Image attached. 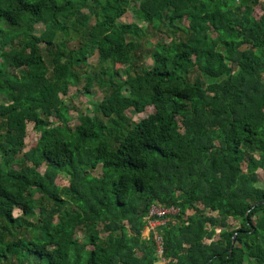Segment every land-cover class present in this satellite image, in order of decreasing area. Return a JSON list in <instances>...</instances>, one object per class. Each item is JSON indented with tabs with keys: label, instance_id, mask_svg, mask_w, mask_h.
<instances>
[{
	"label": "trees",
	"instance_id": "obj_1",
	"mask_svg": "<svg viewBox=\"0 0 264 264\" xmlns=\"http://www.w3.org/2000/svg\"><path fill=\"white\" fill-rule=\"evenodd\" d=\"M0 22V264H156L153 204L178 209L167 264H264V0H0ZM70 87L103 93L74 125Z\"/></svg>",
	"mask_w": 264,
	"mask_h": 264
},
{
	"label": "rangeland",
	"instance_id": "obj_2",
	"mask_svg": "<svg viewBox=\"0 0 264 264\" xmlns=\"http://www.w3.org/2000/svg\"><path fill=\"white\" fill-rule=\"evenodd\" d=\"M136 1L138 2L139 0H136ZM260 13H261V10L257 8L255 15H259ZM119 20L123 21V22H134V23L139 24L140 26L145 25V23H143V21H139L130 12L124 14ZM0 24H2V22H0ZM4 27H6V26H4ZM42 28H43L42 24H38L36 27L37 31L42 29ZM168 40H169V38L166 37L165 41H168ZM96 61H97V56L95 55L86 61V66L88 67V64H94ZM102 98H103V93L97 89L94 90V92L92 94L86 95L85 93L79 91L77 88L70 87L67 95L65 96V99L67 101V109L65 111H66V117H69V124H71V125L77 124L78 123L77 117H78L79 113L82 111H85V112L93 115L95 112L96 104ZM153 110H154V107H149L144 113H135L133 111H127V113L134 121H139L141 118L145 117L146 115L151 113ZM51 120L52 121H59L60 119L58 116L54 115V116H52ZM38 138H39V132L35 128L34 122H29L27 125L26 134L24 136V140H25V144H26L25 149H28L30 146H33L36 143ZM43 169H44V166L40 168L41 171H43ZM100 171H101V168L99 166L95 170V174H99ZM257 175H258V178L260 180L257 185L263 186L264 171L262 169H259L257 171ZM68 180L69 179L67 176L60 174L56 178V183L59 185H67ZM190 212L191 211L189 210L188 214ZM14 213L19 214L20 209L18 207H15ZM163 220H167V217L163 218L159 224H162ZM239 226H240V221L237 218L227 217L225 219V222L222 219H219V221L217 222V224L215 226V232L216 233H215L214 239H218L219 234L224 229L232 230V229H235ZM152 228H155V226H153V227L150 226L148 221H147V225L143 231V237L148 238L151 236L153 239H155L154 232H151ZM84 240H85V238L82 237V241H84ZM88 247H90V246H88ZM156 264H165V263L162 262V260H161V262H157ZM244 264H257V263L254 261V259L250 258V259L245 260Z\"/></svg>",
	"mask_w": 264,
	"mask_h": 264
},
{
	"label": "built area",
	"instance_id": "obj_3",
	"mask_svg": "<svg viewBox=\"0 0 264 264\" xmlns=\"http://www.w3.org/2000/svg\"><path fill=\"white\" fill-rule=\"evenodd\" d=\"M177 210L178 209L175 208L174 206L163 207L160 205L153 204L150 207L149 214L147 216L149 225L152 227L155 226V228H152L151 232H154V234H155L154 240H155L156 245H157V254H158L157 256L160 257L162 262H164L165 264H167V260L164 257H162V255H163V242H162L161 236L156 231V227L158 226V224L160 223V221L163 218L167 217L166 215H168L170 213H176ZM164 222H165V220L162 221V224Z\"/></svg>",
	"mask_w": 264,
	"mask_h": 264
},
{
	"label": "water",
	"instance_id": "obj_4",
	"mask_svg": "<svg viewBox=\"0 0 264 264\" xmlns=\"http://www.w3.org/2000/svg\"><path fill=\"white\" fill-rule=\"evenodd\" d=\"M235 240V238H233Z\"/></svg>",
	"mask_w": 264,
	"mask_h": 264
}]
</instances>
